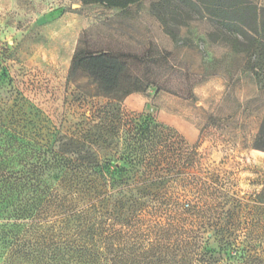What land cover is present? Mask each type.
<instances>
[{
    "label": "rangeland",
    "instance_id": "1",
    "mask_svg": "<svg viewBox=\"0 0 264 264\" xmlns=\"http://www.w3.org/2000/svg\"><path fill=\"white\" fill-rule=\"evenodd\" d=\"M153 1L121 10L80 0H0V153L9 127L18 125L31 164L47 139L56 150L95 141L93 156L123 164L129 149L117 133L119 117L162 122L179 134L177 154L195 152L192 172L215 183V224L228 223L234 242L216 264H240L239 246L257 249L264 262V150L254 146L264 119V75L247 52L211 38L218 26L208 17L172 23L174 42L153 15ZM79 43L125 54L147 91L110 100L88 77H70ZM181 156L164 171H180Z\"/></svg>",
    "mask_w": 264,
    "mask_h": 264
},
{
    "label": "trees",
    "instance_id": "2",
    "mask_svg": "<svg viewBox=\"0 0 264 264\" xmlns=\"http://www.w3.org/2000/svg\"><path fill=\"white\" fill-rule=\"evenodd\" d=\"M80 1L127 10L141 0ZM150 7L174 42L179 38L172 23L214 20L211 38L247 52L252 68L264 75V6L251 0H156ZM79 74L110 100L149 88L130 71L125 54L80 43L69 76ZM118 122L129 149L123 164L93 156L95 141L80 139L67 145L70 150H56L47 139L31 164L20 144L21 128L9 127L0 153V264H216L223 258L234 243L232 229L215 224V183L192 172L195 152L177 154L179 134L162 122L141 115ZM254 146L264 150V119ZM178 156L180 171H164ZM48 169L57 172L46 176ZM251 248L239 246L240 264H264Z\"/></svg>",
    "mask_w": 264,
    "mask_h": 264
}]
</instances>
